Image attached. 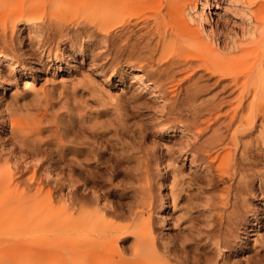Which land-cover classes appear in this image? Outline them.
<instances>
[{
    "label": "bare ground",
    "instance_id": "obj_1",
    "mask_svg": "<svg viewBox=\"0 0 264 264\" xmlns=\"http://www.w3.org/2000/svg\"><path fill=\"white\" fill-rule=\"evenodd\" d=\"M61 1L0 0V16H7L0 22V90L5 91L9 83L4 68L11 74L18 66L23 69V65L7 55L10 44L8 21L12 33L16 32L18 22H24L29 32L35 31L38 26L34 21L37 18L44 21L48 9L61 10L64 7ZM243 1L248 11L243 13L247 19L241 31L248 37H232L222 48L213 44L216 39L210 31L212 19L210 13H206L209 0L62 1L69 6L76 2L78 11L84 10L89 18L98 22L95 25L102 35V44H110V41L120 44L116 54H126L128 69L124 68V72L135 68L132 83L142 86L143 92L149 91L159 102L164 99L151 85V79L175 80L179 70L192 66L204 71L196 78H205L208 82L215 78L214 84L220 87L222 94L216 96L220 99L216 98L218 102L215 101L214 107L209 108L200 101L209 86L206 81L194 82V76L184 91L175 96L177 104L168 123L179 125L182 134L192 133L197 138L201 136V130H208L206 126L204 130L203 113L213 116L212 112L221 111L225 104L224 121L220 122L219 118L217 125L225 127H219L215 137L201 142L179 140L176 153L170 152L176 156L170 162L175 164L178 158L189 160L191 169L202 170L201 178L208 182L207 187H215L219 182L225 186L220 196L206 199L212 215L209 228L204 231L207 240L203 242L204 247L200 246L201 241L193 244L188 237H171L167 232L169 208L178 198L173 187H165L167 176L164 171L168 165L157 164L161 192L158 204L143 200L139 204L132 201L126 206L113 205L108 198L101 199L98 195L100 198L96 197L94 201L97 207L90 208L89 180L82 170L84 164L78 163V169L71 165L77 162L71 160L67 169L60 167L43 150L41 140L37 138L42 119L16 118L0 103V215L16 216L31 228H40L53 235L45 246L33 250V263L50 264L59 254L56 264H251L238 260L234 254L242 250L247 235L261 223L258 216L250 220L243 214L240 197L246 187L252 185V181L245 179L255 169L251 163L252 143L245 139L257 134L264 144V0ZM39 13L41 16L37 17ZM55 17L58 18L53 14ZM206 24H209V30ZM57 27L62 34L64 23ZM78 32L73 31V34L78 37ZM34 35L40 37L39 32ZM24 38L21 34L18 42L21 44ZM11 47H15L14 42ZM24 83L25 87H31L29 81ZM121 90L123 92L124 88ZM170 173L174 178L181 174L176 168L167 172ZM64 185L69 192L61 195ZM154 210L160 228L154 224ZM61 245L69 250L64 249L62 255L58 251ZM37 258L39 263L35 262Z\"/></svg>",
    "mask_w": 264,
    "mask_h": 264
},
{
    "label": "rangeland",
    "instance_id": "obj_2",
    "mask_svg": "<svg viewBox=\"0 0 264 264\" xmlns=\"http://www.w3.org/2000/svg\"><path fill=\"white\" fill-rule=\"evenodd\" d=\"M62 1L64 7L61 10L48 9L47 16L52 17H47L44 21L37 18L34 21L38 26L35 31L29 32L24 22H18L16 32L12 33L8 21V40L12 44L8 45L7 55L23 65V69L18 66L15 73L11 74L9 69L4 68L3 73L9 83L5 91L0 90L3 109L9 110L16 118L20 116L33 121L42 119L41 132L37 138L41 140L43 150L60 167L67 169L71 160L77 162L71 165L78 169V163L84 164L82 170L89 180L87 193L90 208L97 207L94 201L99 196L101 199L108 198V202L113 205L126 206L132 201L139 204L143 200L158 204L161 192L157 164H163L162 167L168 165L164 171L167 176L165 187H173L178 198L175 205L169 208L167 232L171 237H188L193 244L201 241L200 246L204 247L207 242L204 231L208 230L212 215L206 199L220 196L225 185L219 182L217 187L208 188V182L201 178V169H191L190 161L183 158H178L175 164L171 163L176 156L170 152L173 150L176 153L180 147L179 140L196 143L215 137V131L224 126L217 125L224 121L226 105L221 106V111L217 109L212 112L213 116L203 113V120L206 122L204 130H208H201V136L197 138L192 133L182 134L179 129L181 127L172 126L168 119L173 117L177 104L175 96L184 91L189 85L188 81L194 76V82L206 81L209 86L200 101L205 102L209 108L214 107L218 102L216 98L222 94L220 87L214 84L215 78L209 82L205 78H196L198 73L204 71L192 66L179 70L175 80L161 82L151 79V85L159 90L164 99L159 102L156 97H151L149 91L143 92L142 86L132 83L135 68L124 72V68L128 69L125 64L126 54H116V48L120 44L115 41L102 44V35L96 26L98 22L89 18L84 10L78 11L76 2L69 6ZM14 3L15 1L12 2ZM247 11L243 0H209L206 13H210L212 19L210 31L215 36L213 44L217 48H222L233 38L248 37L243 36V30L241 31L246 24ZM53 14L58 16V20L53 18ZM40 16L41 13L37 17ZM61 16L64 19L62 22ZM87 16L88 19H85ZM4 17L7 16H0V22ZM59 23H64L62 34L58 32ZM205 26L210 29L209 24ZM76 30L80 32L78 37L73 34ZM35 32L40 33L39 38H36ZM21 34L25 38L20 44L18 38ZM12 41L15 47H11ZM69 45L73 47L70 48ZM160 65H155L153 69ZM25 81H29L31 87H25ZM20 117L18 118L21 119ZM257 136L254 134L245 139L252 143L251 163L255 169L245 179L253 183L242 192L240 209L250 220L258 216L261 223L247 235L242 250L234 254L238 260L244 263L250 261L251 264L264 261V144ZM175 168L181 172L176 178L172 173L167 174ZM68 192L64 185L60 194ZM153 213L154 224L160 228L156 210ZM52 236L40 228H31L16 216L1 214L0 264H35L32 261L35 259L33 250L41 249V245L45 246ZM59 247L61 255L65 254L62 252L64 249L69 251L63 245ZM209 250L206 251L210 252L212 249ZM56 258L54 261L53 257L50 264H56L60 255ZM37 260L35 262L39 263Z\"/></svg>",
    "mask_w": 264,
    "mask_h": 264
}]
</instances>
